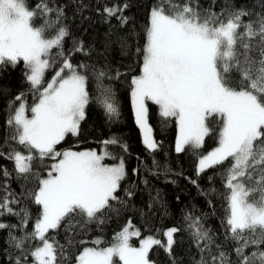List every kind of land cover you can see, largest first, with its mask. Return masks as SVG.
I'll return each mask as SVG.
<instances>
[{
    "label": "snow or ice",
    "instance_id": "6c2138e0",
    "mask_svg": "<svg viewBox=\"0 0 264 264\" xmlns=\"http://www.w3.org/2000/svg\"><path fill=\"white\" fill-rule=\"evenodd\" d=\"M121 10L104 11L114 16ZM52 12L59 20L62 9L49 7L47 0H39L31 9L27 0H0V67H15L23 61L25 78L38 101L27 109L23 93L15 98L21 103L7 123L15 130L11 138L27 150V155L14 149L8 158L15 161L21 175L31 173L33 152L41 159L56 160L34 193L41 215L30 235L43 242L31 253L35 264H55L57 259L53 243L45 237L49 229H57L73 215L99 220L105 210L111 209L110 201L118 200L116 193L126 176L123 160L112 165L104 163L105 157L111 156L108 151L56 150L66 135L78 134L92 97L86 76L64 54L66 28H56L55 35L47 37L54 22L44 19L39 26L34 24ZM247 15L241 9L230 13L226 20L215 13L202 19L190 0L183 5L157 0L150 12L141 71L132 79L131 99L148 150L158 146L148 124L149 102L158 106L161 116L175 118L178 153L186 146L200 149L211 132L212 121L222 125L218 147L199 158L197 171L202 173L231 159L224 174L228 190L224 223L232 239L239 242L235 251L241 264H264V250L259 248L264 244V16L244 23L242 17ZM120 19L122 23L127 20L123 16ZM53 49L58 50L55 55ZM57 57L62 58L61 65L43 86L45 73ZM104 75L100 72L97 79ZM95 100L109 117L120 115L111 89L101 88ZM5 212L19 215L9 206L7 196L0 201V215ZM27 215L25 212L24 222ZM193 226L198 246L203 240L202 251L208 249L212 237L202 225L194 222ZM5 227L9 226L0 223V229ZM130 227L118 233L110 247H85L76 258L77 264H117V260L121 264H151L149 249L161 241L149 237L133 247L130 240L140 233L130 231ZM176 231L172 228L165 233L169 251ZM252 245L257 250L246 255L245 249ZM16 246L23 247V240ZM212 260L225 264V254L221 252ZM200 264L206 262L202 259Z\"/></svg>",
    "mask_w": 264,
    "mask_h": 264
},
{
    "label": "trees",
    "instance_id": "16d2710c",
    "mask_svg": "<svg viewBox=\"0 0 264 264\" xmlns=\"http://www.w3.org/2000/svg\"><path fill=\"white\" fill-rule=\"evenodd\" d=\"M174 2L183 5L186 0ZM190 2L202 19L215 13L219 19L226 20L230 13L241 9L250 14L242 17L244 23L264 16V0ZM38 3L39 0H27L30 9ZM47 3L51 8L62 9L60 19L56 20L52 12L36 19L34 24L39 26L44 19L52 20L55 27L47 30V37H53L56 28H66L64 54L86 76L92 97L78 134L66 135L56 150L108 151L111 156L105 162L123 160L126 171L116 193L118 200L110 201L111 209L105 210L99 220L88 221L86 217L73 215L62 221L57 229L48 230L45 237L56 249L55 264H74L85 247L111 245L127 224L140 231L139 237L132 239L134 245L145 236L161 241L148 252V259L154 264H200L202 259L206 264H219V260L214 262L212 257H218L221 252L225 254V264H241L235 251L239 242L232 239L224 223L228 207L224 174L232 161L229 159L199 174L197 171L199 158L218 145L222 125L212 121L209 124L211 132L200 149L186 146L178 153L175 150V118L161 116L158 106L149 102L148 124L158 145L155 150H148L143 144L135 121L131 103L132 79L141 71L150 12L157 0H47ZM105 8L122 10L109 16ZM121 16L127 18L126 22H121ZM78 48L82 50H76ZM57 51L53 49L52 54ZM61 62L62 58L57 57L52 68L46 71L44 85ZM25 71L23 61L15 67H0V201L7 196L9 206L14 213H19L0 215V223L9 226L0 229V264H35L31 253L41 240L33 239L30 234L41 215V206L34 202V193L39 188V180L56 162L48 157L41 159L33 152L31 173L21 175L15 169V161L8 158L14 149L27 155V150L11 138L15 130L7 123L18 103L15 98L23 93L29 109L38 102L25 78ZM100 72L105 75L98 80ZM101 88L111 89L120 110L118 117H109L96 102ZM113 139L118 144L106 145L105 142ZM25 212L28 214L26 222ZM194 222L202 225L212 237V243L204 251L205 241L197 244ZM168 228L177 229L170 251L164 236ZM19 240H23V247L16 246ZM96 240L100 243H94ZM259 248L264 250V244ZM256 250L257 246L252 245L245 249V254ZM117 264L121 262L117 260Z\"/></svg>",
    "mask_w": 264,
    "mask_h": 264
},
{
    "label": "rangeland",
    "instance_id": "374dc122",
    "mask_svg": "<svg viewBox=\"0 0 264 264\" xmlns=\"http://www.w3.org/2000/svg\"><path fill=\"white\" fill-rule=\"evenodd\" d=\"M54 75H55V73H54ZM54 75H53V76H54ZM64 75H66V74H64ZM53 76H52V77H53ZM52 77L47 81V83L52 79ZM47 83H46V85H47ZM46 85H44V86H46ZM131 91H132V90H131ZM24 101H25V99H24ZM25 102H26V101H25ZM20 103H21V101H18V103L16 104L15 109L19 106ZM131 103H132V99H131ZM132 108H133V105H132ZM15 109H14V112H15ZM27 109H29V108L27 107ZM27 109H26V114L30 116L31 113H30V111L27 110ZM14 112H13V114H14ZM133 112H134V109H133ZM134 117H135V113H134ZM139 128H140V127H139ZM140 131H141L142 142H143V132H142L141 129H140ZM177 135H178V128H177L176 138H177ZM152 136H153V134H152ZM153 139H154V137H153ZM143 144H144V143H143ZM144 145H145V144H144ZM175 145H176V141H175ZM145 146H146V145H145ZM216 147H218V145H217ZM216 147H214L212 150H214ZM212 150H210V151H212ZM72 151H77V152H79V151H88V150H72ZM93 151H96L97 154H102L103 152H105V151H100V152H99V151H97V150H93ZM210 151H209V152H210ZM209 152H208V153H209ZM22 154H23V153H22ZM205 155H206V154H205ZM107 158H109V156H108V157H105V160H106ZM105 160H104V163L109 164V165H112V164H118V163L120 162V161H119V162H116V163H108V162H105ZM54 163H55V162H54ZM54 163H53V164H54ZM198 164H199V160H198V163H197V170H198ZM44 178H47V175L44 176V177H42V179H44ZM37 191H38V190H37ZM129 225L131 226V227H130V231H137V230L139 231V229H138L137 227H135V226H133V225H131V224H127L125 227H128ZM169 229H172V228H168V229H166L165 232H164V236H165V241H166V243H167V236L165 235V233H166ZM49 230H50V229H49ZM139 233H140V231H139ZM45 234H46V233H45ZM173 234H174V233H173ZM137 237H139V236H137ZM137 237H132L131 240H130V243H131V245H132L133 247H139L140 244H141V241L144 240V239H147V238H149V237L154 238V237H152V236H145V237H142V238L139 239L138 244H137V245H134L133 242H132V239L137 238ZM154 239H156V238H154ZM156 240H157V239H156ZM49 242H50V241H49ZM115 242H116V241H115ZM115 242H114V243H115ZM114 243H112V244H114ZM112 244H111V245H112ZM111 245H109V246H107V247H110ZM42 246H43V242L41 241V244H40L39 246H37V247H42ZM37 247H36V248H37ZM36 248H35V249H36ZM104 248H106V247H104ZM35 249H34L32 252H34ZM149 250H150V249H149ZM82 251H83V250H82ZM82 251H81V252H82ZM81 252H80V253H81ZM80 253H79V254H80ZM79 254H78V255H79ZM32 257H33V259H34V261H35V257H34L33 255H32ZM77 257H78V256H77ZM150 262H151V261H150ZM74 264H77V259H76V261L74 262ZM151 264H154V263L151 262Z\"/></svg>",
    "mask_w": 264,
    "mask_h": 264
}]
</instances>
